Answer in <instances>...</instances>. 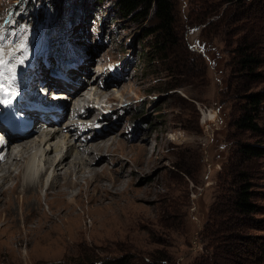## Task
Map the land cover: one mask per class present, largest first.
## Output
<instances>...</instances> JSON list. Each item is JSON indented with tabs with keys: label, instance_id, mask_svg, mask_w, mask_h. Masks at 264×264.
Here are the masks:
<instances>
[{
	"label": "rangeland",
	"instance_id": "374dc122",
	"mask_svg": "<svg viewBox=\"0 0 264 264\" xmlns=\"http://www.w3.org/2000/svg\"><path fill=\"white\" fill-rule=\"evenodd\" d=\"M17 1L0 0V27L8 16L17 19L11 9ZM42 1L37 4L40 11ZM78 1L73 5L72 0H63L65 10L54 18L61 19L60 24L70 19L73 48L88 56L81 69L83 73L88 68L83 85L98 78L96 87L112 81L118 90L128 91L121 104L126 108L117 114L112 111L120 124L107 136H113V146L105 156L118 163L108 158L97 163L100 172L105 168L101 184L113 186L121 180L124 186L116 198L100 204L83 183L86 191L73 192V213L63 212L64 216L56 211L60 208L56 195L50 196L49 205L46 188L42 189L40 209L53 219V228L42 233L34 231L38 223L25 228L28 214L23 215L22 206L27 204L22 198L33 196L8 177L0 189V264H102L114 257L131 258L134 264H264V153L243 164L240 152L243 142L264 147V98L260 132L233 123L246 92L264 95V0H177L182 40L202 56L194 54L190 67L182 66L181 54L164 62L156 58L148 70L140 57L148 49L141 39L148 20L144 25L122 17L112 22V13L107 12L111 6L105 4L101 11L94 0L85 5ZM192 9L199 10L204 21L191 23ZM39 13L22 14L26 16L19 18V33L35 26ZM39 20L38 37L45 33L50 16L44 11ZM12 24L14 28L17 23ZM251 42L261 47V63L253 74L236 62L237 46ZM125 57L129 59L124 64ZM168 67L179 71L169 74ZM107 68L109 75L101 71ZM115 96L110 99L117 102ZM142 98L145 104L140 103ZM144 149L154 159L149 166L143 161ZM240 169L251 174L256 191L251 198L256 208L244 215L232 203L241 183ZM14 186L13 197L1 192ZM34 205L30 213H36ZM68 208L66 203L63 211Z\"/></svg>",
	"mask_w": 264,
	"mask_h": 264
},
{
	"label": "bare ground",
	"instance_id": "6f19581e",
	"mask_svg": "<svg viewBox=\"0 0 264 264\" xmlns=\"http://www.w3.org/2000/svg\"><path fill=\"white\" fill-rule=\"evenodd\" d=\"M70 34L73 37L72 28ZM53 38H55V36L54 37L51 36L50 40L52 41ZM10 47H11L10 45L6 47L7 50L6 52L7 54L5 55L6 58L8 57V55L11 56L13 54L12 50H10ZM17 51L21 53L24 51V49L21 48L18 49ZM75 54L79 55V51L76 49H75ZM36 58L39 62V65L37 69H34L35 76L39 78L41 77V75H43V79H45L44 69L46 67V63L44 60V50L41 51L36 56ZM87 58L88 56L85 58L84 62L79 66V68L76 69L77 70L76 76L79 75L80 80H78V82L76 83H71V84L68 83L69 86L67 87L68 89H66L67 90L66 92H68L69 95L71 96V99H73L72 100L73 101L72 107L74 109L73 111L75 112L77 108H81L82 106H87V104H90L91 102L94 101H100V100L101 101L103 100L105 102L112 101L110 98H112V95L116 94L117 97L116 96L115 97L117 98V102H115L113 107L115 109L114 111L116 112V114L120 113L121 108L123 109L126 108L121 104L123 103L125 96L127 95L128 92L127 89L124 88L118 90L117 89L118 83L112 81L110 82L107 81L102 88L96 87L95 84L98 82V78L93 79L91 83L88 84V86L83 85L81 83L83 79L82 76H84V78L87 79L86 76H88L87 73L88 68L87 70L85 69L83 73L81 69L83 68ZM2 59H3V55H0V60ZM104 75L106 76V73H104ZM79 83H81L82 85H80ZM58 85L62 86V84L60 83ZM101 94L104 95L103 98L100 96ZM95 112H96V107L94 105L90 107L89 105L87 106V109L84 112L77 113L76 117L73 116L70 122H67L66 125L62 124L64 120L59 121L57 124L56 123L45 124L43 121L38 126L39 130L38 131L35 130V132L37 131L36 133L30 134L29 136L25 138H21L20 140L16 141L14 143L13 148L11 150L9 149V154L8 156H6V159L2 161L0 160V189H2L4 185H6L4 184V182L6 181L8 182L9 180L8 177H10L13 178V181H18L19 182L18 186H20V188H23L26 193H31V195L33 196L32 199H27V200L22 198L23 203L27 204L26 206L25 204H23L25 209L22 206V210L24 212L23 215H26V213L28 214V218L24 223L25 228L30 229V227L33 224H35L36 226L37 225L36 223H38V226L35 228L34 230L35 232L43 233L44 229H47L51 226H52L51 228H53V219L44 216V213L40 209V206L42 204V199H41L42 189L46 188L45 201L49 205H51L53 201L50 198V196H53L52 194L56 195L57 200L59 202L58 205L60 206V208L59 210L57 208L55 209H57L56 211H58L59 215L60 214L63 215V212L64 213L66 212L67 214L73 213V209L71 207H74L76 203L73 200L74 198L72 196L73 192H76L79 188L81 191H86L83 187L84 184L86 186V189L96 193L95 194L96 196L93 195V193L92 195H90L91 194L90 192H88V195H90V197L94 201L99 202L100 204L106 202L111 197L114 198L118 194L120 189L123 188L124 182L121 180L116 181L115 184L113 183L114 184L113 186L109 185L111 187L104 186L103 184H101L98 180L100 179L99 177H101L100 175L104 173L105 168L103 170L101 169L102 172H100L99 167L97 165V163H100V161H105L107 158L108 161L112 160L114 161V163H118L116 158L110 159V157L108 155L105 156V154L110 153L109 150L111 149V146H113L111 144L112 142L111 138L113 136L107 137L109 135L108 133L116 130L115 127H117L120 124L121 119H119L118 117L115 118L116 114L113 115L112 113L111 115L110 113L104 112L105 115L99 118V122H100L99 131L96 132L94 127L85 125L83 126V129H85L83 135L89 136L90 138L87 141L80 139L81 134L78 133V128H77L78 123L79 122L82 123V121H80L81 118L83 119L97 118L95 116ZM211 114H209V116ZM56 125L57 127L53 128V126ZM103 125H105V127H103ZM35 127H37V124L33 126V128ZM33 135L35 136L30 138V136ZM81 148H83V150H81ZM74 151L75 154H72ZM102 152L104 153V156L101 154ZM144 152L145 154L143 155L145 160L143 161L147 166H149L151 164V160L153 162L154 159L149 157L150 153L148 152V150L147 151L145 150ZM136 160L139 161L140 159H136ZM122 164L124 163L122 162ZM127 167L124 166L123 169L126 168L125 170H128L127 172L130 173L131 171L130 167L129 169ZM15 187L16 186H14V188L11 189L7 188L6 190H3L1 192H7L9 198L13 197L12 194L15 192L14 191ZM80 194L81 193H79V195ZM19 195L22 196L23 194L19 193ZM33 203H35L36 205H34ZM66 203H68V206L70 208H68L67 211H63L64 205ZM14 205L15 204L9 205V207L13 208ZM32 205L36 206L35 207L37 208L36 213H30L31 211L30 206ZM54 216L58 218L57 217L58 215H54ZM51 228L47 230L49 231L51 230ZM26 240L28 241V239Z\"/></svg>",
	"mask_w": 264,
	"mask_h": 264
},
{
	"label": "trees",
	"instance_id": "16d2710c",
	"mask_svg": "<svg viewBox=\"0 0 264 264\" xmlns=\"http://www.w3.org/2000/svg\"><path fill=\"white\" fill-rule=\"evenodd\" d=\"M51 1L54 4V9L57 8L59 0ZM81 1L82 5H85L89 0ZM105 4L111 6L108 11L107 9L106 11L108 14L112 13L110 19L112 22H115L117 18L121 17L139 24H143L148 20V23L145 25V31L141 36L142 41L145 43L144 45L148 46V49L140 53V57H144L143 60L146 62L147 70L152 66V63L156 58L159 62H164L166 58H171L172 54H175L176 56L181 54L182 66L190 67L193 63L192 59L194 58V54L202 56V52L196 53L194 50L192 51L191 48L189 50L182 40L183 35L182 32L179 31L180 28L178 25L179 17L177 0H94L93 2V5L100 10L105 9ZM30 5L34 8L35 5L33 0H31ZM206 10L209 12L210 7L208 6ZM199 13H201L199 10L195 11L192 9L188 16L190 19L189 21L191 23L204 21V16ZM201 45L205 48L208 47L205 41H202ZM260 49L261 47L258 42L239 44L236 48V62L240 64V69H248L249 71L247 70V72L253 74L254 68L261 63ZM191 52H193V55ZM177 70L179 71L176 67H168L169 74L177 72ZM151 71L155 72V69H152ZM177 85L178 84L169 85L167 86V89L174 88ZM243 98L245 99V103L243 104V107H241V111L234 119L233 123L238 128L260 132L259 112L264 95L261 91H250L246 92L243 95ZM240 152L242 154L241 163H243V160L263 155L264 147L258 144L243 142L240 145ZM238 171L241 183L240 186L235 189L234 195L232 196L233 209L237 212H241L243 215L250 214L256 208V204L251 199L256 191L252 187L253 184L250 180L251 174L243 169ZM102 264L134 263L132 259L128 257H114L112 259H105ZM153 264L162 263L158 261Z\"/></svg>",
	"mask_w": 264,
	"mask_h": 264
},
{
	"label": "snow or ice",
	"instance_id": "6c2138e0",
	"mask_svg": "<svg viewBox=\"0 0 264 264\" xmlns=\"http://www.w3.org/2000/svg\"><path fill=\"white\" fill-rule=\"evenodd\" d=\"M3 38L2 37H0V40H2ZM2 47H4V45H0V49H2ZM3 63V61L2 60H0V64H2Z\"/></svg>",
	"mask_w": 264,
	"mask_h": 264
}]
</instances>
